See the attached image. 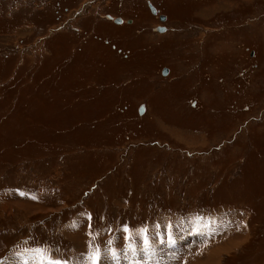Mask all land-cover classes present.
I'll return each mask as SVG.
<instances>
[{
  "label": "rangeland",
  "instance_id": "rangeland-1",
  "mask_svg": "<svg viewBox=\"0 0 264 264\" xmlns=\"http://www.w3.org/2000/svg\"><path fill=\"white\" fill-rule=\"evenodd\" d=\"M213 246L264 264V0H0V264Z\"/></svg>",
  "mask_w": 264,
  "mask_h": 264
},
{
  "label": "snow or ice",
  "instance_id": "snow-or-ice-1",
  "mask_svg": "<svg viewBox=\"0 0 264 264\" xmlns=\"http://www.w3.org/2000/svg\"><path fill=\"white\" fill-rule=\"evenodd\" d=\"M34 198V197H33ZM124 231L127 232L128 229L127 227L124 228ZM145 229H140L138 230L139 233H143ZM171 239L169 238V243H172ZM111 243V242H109ZM128 248L131 250L132 245L129 244ZM149 248L148 240L145 238L144 240V250L147 251ZM28 251H31L35 253V258H34V264H74V262H70L67 260H58V259H53L49 254L47 249L44 248H36V249H30ZM113 258H116V253H112ZM99 255H98V250L97 251H90L87 259V264H98L99 262Z\"/></svg>",
  "mask_w": 264,
  "mask_h": 264
},
{
  "label": "bare ground",
  "instance_id": "bare-ground-1",
  "mask_svg": "<svg viewBox=\"0 0 264 264\" xmlns=\"http://www.w3.org/2000/svg\"><path fill=\"white\" fill-rule=\"evenodd\" d=\"M149 6H150V9H151V11H152V8L155 10V12H153V13H157V11H156V9L154 8V6H152L151 4H149ZM164 19H165V16H164ZM164 19H161V20H164ZM164 28V27H163ZM158 29V28H157ZM164 30H165V28H164ZM164 30H159V31H164ZM230 243H232L231 241H230ZM230 243H228V244H230ZM224 245H226V247H227V244H223V246ZM232 245V244H231ZM231 245H230V247H231ZM222 246V247H223ZM229 246V245H228ZM211 248V247H210ZM221 250L222 249H219V248H214V246H213V248L212 249H208V251H205V253L202 255V258H203V261H197V262H195L194 264H215L217 261H218V259H219V253L221 252ZM225 251V250H224ZM153 253V252H152ZM133 255H135V254H133ZM199 256V255H198ZM158 259V257H156V256H154V255H152V258L150 259V260H154V262H155V260H157ZM116 263L119 261V259H117L116 258ZM143 260V259H142ZM146 261V260H145ZM110 262V260H108V261H106V262H103V264H110L109 263ZM153 262V263H154ZM115 263V264H116ZM136 263H138V262H136ZM143 262H140L139 264H142ZM190 263V261L188 262V264ZM191 264H193V263H191Z\"/></svg>",
  "mask_w": 264,
  "mask_h": 264
},
{
  "label": "water",
  "instance_id": "water-1",
  "mask_svg": "<svg viewBox=\"0 0 264 264\" xmlns=\"http://www.w3.org/2000/svg\"><path fill=\"white\" fill-rule=\"evenodd\" d=\"M152 11L155 12V10L152 8ZM160 19H164V16H160ZM115 22H121V19L119 17L114 19ZM159 30H164L163 27H158Z\"/></svg>",
  "mask_w": 264,
  "mask_h": 264
}]
</instances>
